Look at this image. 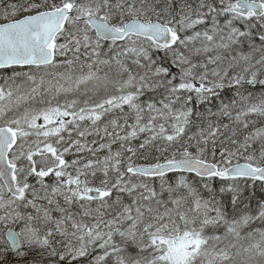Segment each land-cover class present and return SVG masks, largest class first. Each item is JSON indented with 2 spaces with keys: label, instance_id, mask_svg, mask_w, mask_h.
Returning <instances> with one entry per match:
<instances>
[{
  "label": "snow or ice",
  "instance_id": "snow-or-ice-1",
  "mask_svg": "<svg viewBox=\"0 0 264 264\" xmlns=\"http://www.w3.org/2000/svg\"><path fill=\"white\" fill-rule=\"evenodd\" d=\"M0 264H264V0H0Z\"/></svg>",
  "mask_w": 264,
  "mask_h": 264
}]
</instances>
